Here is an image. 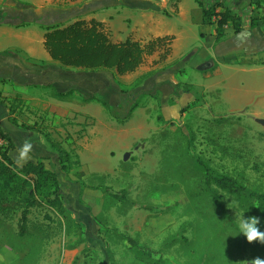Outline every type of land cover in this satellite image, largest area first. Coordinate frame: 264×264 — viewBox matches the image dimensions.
<instances>
[{
	"label": "rangeland",
	"instance_id": "obj_1",
	"mask_svg": "<svg viewBox=\"0 0 264 264\" xmlns=\"http://www.w3.org/2000/svg\"><path fill=\"white\" fill-rule=\"evenodd\" d=\"M140 1L156 13L165 9L162 0ZM203 1L231 6L244 17L246 25L252 28L255 23V28L264 32V0ZM121 2L125 5L124 0ZM55 4L69 9L71 2L56 0ZM82 8L76 5L70 11L73 17L66 19L88 17L91 12ZM196 8L195 0H189L184 11L197 15ZM171 25L182 27L178 21ZM194 29L198 39L193 35L191 48L182 58L164 61L163 52L158 51L155 58L147 57L136 72L117 77L123 86L118 85L113 73L105 71L97 73L104 81L93 78L84 83L83 78L80 82L75 79L73 84L72 77L88 71L67 69L70 88L87 97L97 96L112 106L108 110L93 103L91 112L96 118L81 117L79 113L67 118L35 114L36 122L50 135L55 147L70 153L68 163L80 161L81 165L69 173L61 170L60 158H66L63 152L57 155L45 151L41 136L33 135L27 140L24 131L14 133L18 150L33 141L22 162L43 159L46 168L58 174L62 202L73 223L69 226L49 206L38 207L30 215L31 234L22 240L18 227L21 211L0 213V264H132L118 238L110 233L114 229L166 251L180 264H251L257 257L264 259V243L254 240L246 244L243 233L229 236L231 247L216 242L208 224L196 214L176 173L181 161H190L184 136L193 137L190 156L203 157L221 173L243 175L251 185L264 191V54L255 59L237 56L226 65L211 64L195 70L185 60L191 50L202 45L207 49L209 43L200 40L197 26ZM245 36L236 39L233 47H243ZM157 76L168 83L159 81ZM143 93L152 96L141 98ZM130 94L137 100L141 98L146 108L136 110L132 119L121 125L115 117L123 118L129 110L132 104L122 105V101ZM183 108L186 111L180 115ZM162 113L167 119L164 124L157 121ZM224 118L231 122H213ZM94 129L95 135H90ZM223 147L228 150L226 155ZM32 151L40 156H32ZM236 151L241 152V159L232 158ZM16 153L13 151L12 155ZM112 194L123 196L124 200H116ZM223 204L237 226L239 218L250 217L232 198L224 199ZM256 226L264 232V220L258 219ZM183 238L189 243L166 248L174 239ZM239 240L241 246L234 247Z\"/></svg>",
	"mask_w": 264,
	"mask_h": 264
},
{
	"label": "trees",
	"instance_id": "obj_2",
	"mask_svg": "<svg viewBox=\"0 0 264 264\" xmlns=\"http://www.w3.org/2000/svg\"><path fill=\"white\" fill-rule=\"evenodd\" d=\"M196 2L202 9L204 24L215 23L217 25L216 41L219 42L224 38L225 27H231L235 34L242 31L244 17L235 12L229 5L203 0H196ZM219 7L223 8L222 11L217 10ZM255 27H257L256 24L252 23V28ZM43 29L45 31L44 46L52 60L60 63L65 68L85 69L94 73L115 71L116 80L118 76L136 72L147 57L158 51L163 52L161 57L163 60L167 59L171 54L174 40L173 36H165L152 37L146 43L131 38L122 42H113L103 23L95 19H78L69 24L45 26ZM117 82L120 86H123L119 80ZM73 92L74 90L71 89L66 93H57V96L63 98L72 95ZM149 95L152 96L149 93H143L141 98L144 96L149 97ZM141 98L137 100L134 94L124 98L122 105H128L129 102L132 105L123 118L115 117L121 125L128 123L137 109L146 108V104L141 102ZM85 101H96L106 109L112 110L111 105L97 96H92ZM0 102L8 104L12 123L27 131L37 129L58 153H64L66 158L63 159L62 156L60 158L61 170L64 173H69L81 165L78 159L75 164L68 163L70 153L56 148L50 135L40 127L41 124L37 122L33 125L20 123L17 117L13 116L26 107L21 98L8 99L3 97L0 92ZM186 108L181 109L180 115L186 111ZM157 121L161 124L167 122L162 114L157 116ZM213 122L217 125H225L230 123L231 120L224 118ZM0 136L8 143L6 147L0 148V213L9 215L14 210L21 211V217L18 221L20 239L23 240L31 234L29 230L30 215L32 210L38 207L49 206L55 209L66 219L70 226L73 220L68 215L62 202L61 181L58 174L47 169L43 159H36V161H31L22 166L17 165L8 155L14 144L1 125ZM184 137L185 151L190 161L188 163L181 161L176 173L184 184L196 214L203 223L208 224L216 242L231 247L233 243L229 240V236L239 235V230L238 226L226 213L223 204L224 199L232 198L242 212L250 217L264 220V191L251 185L243 175L233 176L230 173H221L203 157L190 156L194 138ZM211 144L216 145V142L211 140ZM227 151L226 147H223L222 153L224 155ZM232 158L235 160L241 159V152H234ZM254 169L259 171L257 166H254ZM112 197L119 201L124 200V197L118 194H112ZM110 233L118 238L132 264H180L166 251L143 244L118 229H114ZM253 241L249 242L245 236L246 244H251ZM188 243L187 238L174 239L166 248L174 247L176 244ZM236 246H241L240 240L234 244V247Z\"/></svg>",
	"mask_w": 264,
	"mask_h": 264
},
{
	"label": "crops",
	"instance_id": "obj_3",
	"mask_svg": "<svg viewBox=\"0 0 264 264\" xmlns=\"http://www.w3.org/2000/svg\"><path fill=\"white\" fill-rule=\"evenodd\" d=\"M55 1L0 0V92L3 97L8 99L19 97L24 101L25 109L13 115L17 117L20 123L33 125L38 121L35 114L39 116L40 114H48L50 117L67 118L74 113H79L81 117L92 116L96 118L91 112V106L93 103L100 104L96 101H85L90 97L77 91L63 98L57 96V93H66L72 89L69 87L70 75L67 72V69L70 70V68H65L60 63L52 60L45 49V31L43 29L45 26L69 24L78 19H95L103 23L113 42H122L131 38L146 43L152 37L173 36L171 54L164 61L168 59L178 61L185 52H188L191 48L189 45L193 35L198 39L194 29L197 26L201 30L200 40L203 43L207 41L209 47L206 49L202 45V48L191 50V54L185 61L190 68L195 70L208 68L211 64L213 67L226 65L236 59L237 56L255 59L261 53L264 54V32L258 28H251L249 24L246 25L245 19L243 20L242 31L239 34H235L231 27H225L224 38L219 42L216 41L217 25L215 23L204 24L202 9L196 0L198 8L195 11L197 15H194L193 11H184V7L189 3V0H162L165 9L158 13L151 8H145L146 5H142L140 0V2L137 0H124L125 5L122 4V0H64L71 2L70 10L64 7L60 9ZM227 3L231 4V1ZM76 5H82V9L91 12L88 13L90 15L78 19H66L69 16L73 17L70 11ZM110 9H114L112 13L108 12ZM173 21H178L182 27L179 29L173 27L171 25ZM244 34H246L244 38L245 45L239 48L233 47L234 41ZM157 53L149 57L155 58ZM111 73H113L112 76L116 74L115 71ZM127 75L118 76V78ZM71 79L73 81L74 77ZM156 79L166 81L165 84L168 83V80H162L161 76H157ZM84 81L86 83V80ZM172 85L174 90V84ZM93 89L100 90L101 87H94ZM167 104L170 106V101ZM175 106L178 105L171 107ZM163 108L165 109V106ZM164 114L162 113L163 116ZM0 125L14 144L8 155L17 165L27 164L20 160V150L17 149L19 146L14 142V133L20 130L28 134V136H25L27 140H30L29 138L33 135L41 136L45 151L58 155L57 150L37 129L27 131L12 123L10 121L9 106L2 102H0ZM95 129L94 131L90 130V135H95ZM99 140L100 138H98L96 144L99 143ZM27 142L29 144L33 143V141ZM13 151L17 152L15 156L12 155ZM31 153L36 158L40 156L36 151ZM43 162L45 163L44 160Z\"/></svg>",
	"mask_w": 264,
	"mask_h": 264
},
{
	"label": "clouds",
	"instance_id": "obj_4",
	"mask_svg": "<svg viewBox=\"0 0 264 264\" xmlns=\"http://www.w3.org/2000/svg\"><path fill=\"white\" fill-rule=\"evenodd\" d=\"M31 148V145L25 143L20 150V160H23L26 157L27 152ZM258 218L256 217H241L238 219V230L240 233H243L249 242L253 240H259L264 243V232H261L257 228ZM251 264H264V259L259 257L251 260Z\"/></svg>",
	"mask_w": 264,
	"mask_h": 264
},
{
	"label": "water",
	"instance_id": "obj_5",
	"mask_svg": "<svg viewBox=\"0 0 264 264\" xmlns=\"http://www.w3.org/2000/svg\"><path fill=\"white\" fill-rule=\"evenodd\" d=\"M83 78H85L84 80H89V79H98L99 81H104V79L97 73L94 72H87L86 74H83L81 76H74V80H73V84H75V82H77V80L80 82L81 80H83ZM77 79V80H75Z\"/></svg>",
	"mask_w": 264,
	"mask_h": 264
},
{
	"label": "built area",
	"instance_id": "obj_6",
	"mask_svg": "<svg viewBox=\"0 0 264 264\" xmlns=\"http://www.w3.org/2000/svg\"><path fill=\"white\" fill-rule=\"evenodd\" d=\"M5 145H8L7 141L0 136V148L6 147Z\"/></svg>",
	"mask_w": 264,
	"mask_h": 264
}]
</instances>
